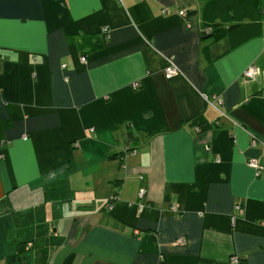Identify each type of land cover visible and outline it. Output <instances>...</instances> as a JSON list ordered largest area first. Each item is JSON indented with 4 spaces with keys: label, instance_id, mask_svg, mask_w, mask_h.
I'll return each mask as SVG.
<instances>
[{
    "label": "crops",
    "instance_id": "obj_1",
    "mask_svg": "<svg viewBox=\"0 0 264 264\" xmlns=\"http://www.w3.org/2000/svg\"><path fill=\"white\" fill-rule=\"evenodd\" d=\"M263 16L264 0H0V264H264Z\"/></svg>",
    "mask_w": 264,
    "mask_h": 264
},
{
    "label": "built area",
    "instance_id": "obj_2",
    "mask_svg": "<svg viewBox=\"0 0 264 264\" xmlns=\"http://www.w3.org/2000/svg\"><path fill=\"white\" fill-rule=\"evenodd\" d=\"M181 13H185L183 11H181ZM261 24H262V28H263V34H262V38H263V46L261 49V56L264 60V16L261 20ZM80 61L85 62L86 58L84 56L80 57ZM163 61L165 63L164 65V69H163V73L165 78H171L173 76H176L178 74H180V69L177 66V64L174 61V58L172 56H167L164 55L163 56ZM62 67H65V64H62ZM262 73V69L254 64H250L248 65L241 73V78L244 82H250V81H255L257 78H259V76ZM209 102L210 104L216 109L218 110L222 115L225 114L223 112V110H221V105H222V100L219 96H212V98H209ZM195 128L198 129V126L195 125ZM258 139L252 137L251 139V145H255L256 143H258ZM248 164L254 168L255 173L258 175L260 173V170L262 169V166L258 163V161H256L255 159H250L248 160ZM146 193V189L144 186H141L138 190V197L140 199L144 198ZM117 199V196L115 194H110L107 199L105 200L103 207L106 210H111L114 206V203ZM142 206V205H141ZM172 210H176V206L172 205L171 206ZM236 209L238 211H241L242 207L241 204H236ZM186 241L184 238H177L176 241L174 242L175 245H183L185 244ZM239 258L237 256H234L231 258V264H239ZM157 264H163V259L160 258V260L158 261Z\"/></svg>",
    "mask_w": 264,
    "mask_h": 264
},
{
    "label": "trees",
    "instance_id": "obj_3",
    "mask_svg": "<svg viewBox=\"0 0 264 264\" xmlns=\"http://www.w3.org/2000/svg\"><path fill=\"white\" fill-rule=\"evenodd\" d=\"M191 125H198L200 129L201 128H207L208 127V123L206 122V120L202 116H198V117L194 118L191 121ZM128 137L129 138L132 137V132H128ZM129 149L130 148L128 147L125 152H127ZM110 194H115L117 196V192H111ZM20 248H23V250H20ZM29 249H30V247H29V245H28L27 242H20V243H18V244H16L14 246V252L12 254L8 255L7 259L10 262L13 259L18 258V255L21 254L22 252L29 251ZM239 262H240L239 264H243V261L240 260Z\"/></svg>",
    "mask_w": 264,
    "mask_h": 264
},
{
    "label": "rangeland",
    "instance_id": "obj_4",
    "mask_svg": "<svg viewBox=\"0 0 264 264\" xmlns=\"http://www.w3.org/2000/svg\"><path fill=\"white\" fill-rule=\"evenodd\" d=\"M38 256L40 255V253L38 252V254H37ZM38 260V264H42V259H37ZM37 264V263H36Z\"/></svg>",
    "mask_w": 264,
    "mask_h": 264
}]
</instances>
